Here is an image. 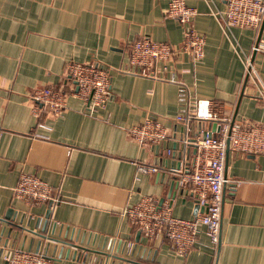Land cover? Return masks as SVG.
Masks as SVG:
<instances>
[{
    "label": "crops",
    "instance_id": "1",
    "mask_svg": "<svg viewBox=\"0 0 264 264\" xmlns=\"http://www.w3.org/2000/svg\"><path fill=\"white\" fill-rule=\"evenodd\" d=\"M170 0H0V264L3 251L40 252L52 264H264V156L228 151L219 240L200 228L186 256L161 237L147 240L124 216L142 196L170 199L176 218L201 210L179 173L195 150L181 145L174 117L186 103L209 100L223 114L264 124V52L253 55L257 83L244 77V56L264 44V19L251 29H223L214 12L227 0H184L204 36L198 61L180 54L158 78L124 72L141 36L177 48L183 29L165 14ZM68 62L108 68L110 99L92 114L68 97L59 114L42 113L38 126L27 94L38 86L67 91ZM188 98V100H186ZM169 128L152 150L127 130L147 117ZM209 122L191 123L198 135ZM172 150L167 155L165 149ZM158 167L136 176V164ZM22 174L48 184L58 201L39 206L16 198ZM134 247L127 252L126 243Z\"/></svg>",
    "mask_w": 264,
    "mask_h": 264
},
{
    "label": "built area",
    "instance_id": "2",
    "mask_svg": "<svg viewBox=\"0 0 264 264\" xmlns=\"http://www.w3.org/2000/svg\"><path fill=\"white\" fill-rule=\"evenodd\" d=\"M165 14L178 21L183 29L182 40L175 48L166 42H156L146 36L136 39L129 53V67L124 71L140 77L158 78L161 66L172 62L180 54H187L194 61L204 55L205 38L199 34L193 20L197 11L185 4L184 0H170ZM220 26L225 30L232 28L251 29L257 35L264 19V0H227L223 12H214ZM264 52V44L256 42L250 53L244 56V77L257 83V74L253 65V55ZM66 78L70 82L67 91L55 86H38L31 89L27 99L32 114L38 118L37 125L44 127L39 120L42 113L59 114L66 109L68 97L80 98L86 106V112L92 114L102 108L110 99V76L108 68L97 62L66 64ZM188 100V98L186 99ZM209 122L210 127L201 130L198 135L191 132L192 121ZM181 125V145H192L195 153L183 170L172 168L179 173V184L189 186L196 205L200 208L191 220L176 218L172 214L170 199L159 201L152 196H142L137 203L124 210V216L143 238L151 241L161 237L173 244L177 254L186 256L193 250L200 228L205 229L210 242L218 243L220 216L222 207V189L228 183H236L225 176L227 150L254 156H264V124L239 120L225 115L220 108L209 100L196 99L186 103L182 112L174 117ZM128 136L140 146L157 150L169 136V128L159 120L147 117L140 124L130 127ZM167 155L172 150L165 149ZM158 167L151 164H136V176L154 174ZM16 198L39 206L58 201L52 188L35 176L22 174L13 188ZM127 252L134 247L127 242ZM5 264H52L46 255L6 248L2 253Z\"/></svg>",
    "mask_w": 264,
    "mask_h": 264
},
{
    "label": "water",
    "instance_id": "3",
    "mask_svg": "<svg viewBox=\"0 0 264 264\" xmlns=\"http://www.w3.org/2000/svg\"><path fill=\"white\" fill-rule=\"evenodd\" d=\"M227 153H228V150H227Z\"/></svg>",
    "mask_w": 264,
    "mask_h": 264
}]
</instances>
